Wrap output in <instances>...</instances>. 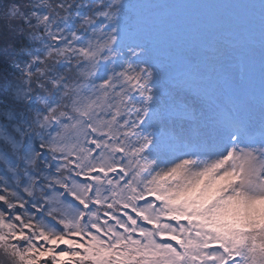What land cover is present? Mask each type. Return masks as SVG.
I'll return each instance as SVG.
<instances>
[{
	"label": "snow or ice",
	"instance_id": "6c2138e0",
	"mask_svg": "<svg viewBox=\"0 0 264 264\" xmlns=\"http://www.w3.org/2000/svg\"><path fill=\"white\" fill-rule=\"evenodd\" d=\"M0 264H264V0H0Z\"/></svg>",
	"mask_w": 264,
	"mask_h": 264
},
{
	"label": "rangeland",
	"instance_id": "374dc122",
	"mask_svg": "<svg viewBox=\"0 0 264 264\" xmlns=\"http://www.w3.org/2000/svg\"><path fill=\"white\" fill-rule=\"evenodd\" d=\"M161 2H166V0H161Z\"/></svg>",
	"mask_w": 264,
	"mask_h": 264
}]
</instances>
